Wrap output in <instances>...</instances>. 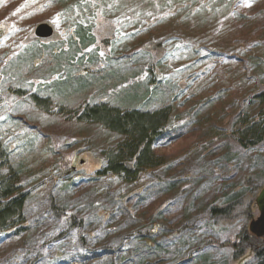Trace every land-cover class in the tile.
<instances>
[{
  "label": "rangeland",
  "instance_id": "1",
  "mask_svg": "<svg viewBox=\"0 0 264 264\" xmlns=\"http://www.w3.org/2000/svg\"><path fill=\"white\" fill-rule=\"evenodd\" d=\"M42 23L51 39L34 35ZM263 89L264 0H0V140L27 194L0 264H252L222 245L264 185V141L235 136ZM99 104L169 107L164 164L98 177L122 138L72 113ZM235 194L244 204L214 218Z\"/></svg>",
  "mask_w": 264,
  "mask_h": 264
},
{
  "label": "trees",
  "instance_id": "2",
  "mask_svg": "<svg viewBox=\"0 0 264 264\" xmlns=\"http://www.w3.org/2000/svg\"><path fill=\"white\" fill-rule=\"evenodd\" d=\"M33 101L36 106L47 109V100L33 97ZM253 103L259 106L257 114L254 117L247 113L240 115L241 128L235 135L244 149H254L264 141V89L253 98ZM72 114L79 122L99 125L122 138L115 147L103 152V164L96 171L98 177L112 176L132 182L141 173L164 164V158L157 155L154 148L171 120L169 107L141 111L99 104L86 105ZM7 157L8 152L0 140V234L25 222L24 209L27 201V194L19 185L18 172L12 170L11 166H6ZM4 168L9 170L8 173L2 172ZM263 188V184L254 185L256 194L250 197L245 205L242 197L235 194L240 197L233 204L212 209L214 218H226L235 213L240 205L245 207L243 214L246 216V224L233 242H225L222 245L233 249L234 260L239 261L251 256L254 261L252 264H264V236L258 237L250 231L251 222L259 215L256 199ZM59 209L52 205V211L57 216L64 215L63 210ZM69 222L71 227L82 226V220L74 216L69 217Z\"/></svg>",
  "mask_w": 264,
  "mask_h": 264
},
{
  "label": "water",
  "instance_id": "3",
  "mask_svg": "<svg viewBox=\"0 0 264 264\" xmlns=\"http://www.w3.org/2000/svg\"><path fill=\"white\" fill-rule=\"evenodd\" d=\"M34 35L41 40H48L54 36V28L47 24H39L34 31ZM256 206L259 212L258 217L250 224V231L258 237L264 236V188L256 199Z\"/></svg>",
  "mask_w": 264,
  "mask_h": 264
}]
</instances>
